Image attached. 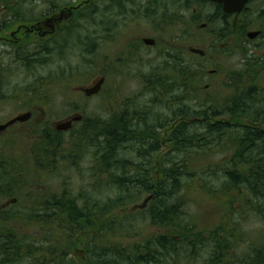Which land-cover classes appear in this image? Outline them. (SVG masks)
<instances>
[{
	"label": "rangeland",
	"instance_id": "obj_1",
	"mask_svg": "<svg viewBox=\"0 0 264 264\" xmlns=\"http://www.w3.org/2000/svg\"><path fill=\"white\" fill-rule=\"evenodd\" d=\"M43 1L45 0H13L7 9L1 1L0 17L4 18L13 14L30 18L41 14L45 10L42 7L44 4L54 3L61 7L76 4L75 0H47L39 5ZM84 1L82 9H78L75 17L70 18L68 22L64 21L55 39L52 40L54 43L47 41L48 49L44 54L38 53L36 44L29 49V52L25 49L26 51L22 53V50L15 49V46L0 42V124L22 110L32 111L28 121L22 125H13L5 132L9 134L8 141L4 140L7 139L5 136H0V148L5 149L2 142L9 144L13 141L14 148L9 150L11 147H6L7 151L19 160L23 150H25V158L28 156L25 169L21 167L15 169V173H12L15 175L13 181L10 177L6 183H2L7 186L10 196L16 198V205L9 206L12 210H0V243L13 240H25L29 243L32 238L48 239L63 245L59 229L55 230L54 236L47 237L48 227L40 226V221H36L35 216L30 215L35 207L44 206L43 186L45 185L60 193L68 191L71 196L88 193L97 200L107 197L104 201L116 194L105 186H99L96 190L94 186H90L91 180L95 176L96 179L100 176L97 175V167L90 159L89 153L92 148H86V141L80 137V126L59 137L56 149H59L63 158L57 157V165L52 172L48 168L46 171H40L39 164L34 159L33 144H45L46 140L42 132L45 129L53 130L56 122L61 123L67 120L68 117L65 116L73 112V109L81 110L87 117L99 122L108 115L114 117L124 113L128 114L127 119L132 118L131 115L138 116L137 119L152 127L157 123L156 121H160V127L154 128L153 132L147 130L145 133H152L160 144L151 162L154 163V160H158L161 155L163 157L160 162H162L165 158L164 153L173 146L169 138L176 121L182 120L191 124L189 129L204 133L205 127L213 123L216 118L212 116V111L224 110L226 104L230 103L238 92H243L245 84H248V81H245L246 83L240 81L242 76L240 70H244L247 60L253 58L256 61L262 58L264 63V36H259L252 43H244L247 48L245 57V54L233 53L226 49L233 46L234 40L237 44L243 43V36L238 37L239 35L232 34L223 41H216L217 35H214V31L210 32L207 27L199 28V25L207 22L208 16L214 12V5L212 6L210 2L206 6L201 2L202 0L200 2L199 0H138L141 1L143 10L156 13L157 31L154 34L156 46L152 54L145 52L134 54L130 50L124 52L125 47L122 45L129 36L128 31L131 26L128 23L129 17L120 15L117 11L114 12L115 9L106 0H90L87 6ZM125 10H127V4ZM262 11H264V0H254L244 14L233 16L229 22L234 29L239 18L245 15L252 21L251 25L245 29L248 32L258 28L257 26L264 22V16L259 17ZM140 21V28L145 30L148 20L142 15ZM262 25L264 26V23ZM213 26H221V22H216ZM213 26L209 28L214 30ZM190 46L204 49L205 57L198 59L197 56L190 54L188 51ZM151 55H155L152 60ZM109 63L113 65L110 67V74L100 95L83 101L82 94L75 92L74 89L97 81L96 76L101 74L104 65ZM199 67L203 68L201 74L195 70ZM184 68L191 69L189 72L193 76L191 80L186 78L192 81V85L187 84L189 90L181 81L180 72ZM209 69L218 71L208 74ZM237 72L240 74L236 75ZM258 76L259 85L264 88V71ZM165 80L171 83L167 93L161 88V83ZM206 84L207 87L204 88ZM202 111L206 112L208 121L204 125H197V122L203 118ZM181 113L182 115L179 116ZM229 118L227 114L217 116L218 120L227 121ZM244 120L245 118H242L241 121ZM141 124L144 123L139 124L140 129ZM230 126L233 127V132L237 133L242 125L235 126L231 121ZM127 139V148L132 147L123 152L122 158H134L132 150L136 147L133 145L135 142L130 138ZM231 143L235 141L233 139L230 141L229 138L225 140L227 149L223 152L217 150L219 149L217 147H213L207 154L194 153L196 152L194 149L184 152L175 151L172 159L181 160L188 154L194 171L191 170L192 175H187L190 167L182 171L181 189L173 201L180 198L186 218L195 222L196 229L203 230L205 236L213 232L219 224H225L227 229L233 228L236 236L232 237V240L236 244V254L240 260L241 255L249 251V246L260 242V238L263 237L264 218L255 213L254 209L251 210L254 206L252 203L258 200L250 198L246 189L241 191V189L222 188L225 187L222 182L223 173L218 168L221 165L224 166L233 154L235 147ZM78 145L83 153L73 157L71 160L73 164H69L64 158L67 156L70 159L69 154L75 153ZM193 154L196 155L192 157ZM12 163L14 164V161ZM20 172L28 174L29 178L21 180L18 177L22 174ZM38 173L48 175L42 180V184L34 182ZM103 179L108 180L106 176ZM207 187L210 188L209 191ZM149 197L148 193H142L127 207L122 204L97 217L94 222L95 228L91 229L93 233L89 231L90 236L93 235L92 242L96 237V240L101 239L102 237L98 235L114 223H120L121 230L110 232L108 229L106 237L109 238H102V241H98L99 244L105 241V244L118 243L120 246H129L144 237L163 232V227L153 225L147 217L143 216L145 213L142 217L139 214L140 221L129 219L128 212L132 210L137 212L141 207H145L149 203ZM7 200L9 199L2 201L0 199V205ZM67 200L64 198L59 201L63 204ZM262 205L263 202H259L261 210H264ZM220 235L222 233L219 237ZM7 237L9 240L6 239ZM88 239L85 232L77 234L73 242L70 241L72 245H78L71 252L76 263L89 264L92 260L85 257L86 246L92 243L86 241ZM262 243L264 245V240ZM46 248L48 247L33 248V250L42 251ZM204 255L207 256V252H204ZM239 260L234 264L244 262V259L241 262ZM187 262L184 258L183 263ZM188 264H202V262L192 260Z\"/></svg>",
	"mask_w": 264,
	"mask_h": 264
},
{
	"label": "trees",
	"instance_id": "obj_2",
	"mask_svg": "<svg viewBox=\"0 0 264 264\" xmlns=\"http://www.w3.org/2000/svg\"><path fill=\"white\" fill-rule=\"evenodd\" d=\"M1 1L4 2L5 0ZM208 2L210 1L202 0V3L206 6L209 5ZM213 7L214 12L208 16V21L205 24L210 32L214 31V35H217L216 41H223L228 35H232V23L226 19L227 14L221 11L219 4H215ZM245 7L249 9L248 4ZM262 15L264 16V11L261 12L259 17ZM216 22H221V26L214 27L213 24ZM251 23V19L248 20V17L244 15L239 18L234 28L236 34L239 35L238 37L243 36V41L246 39L245 29ZM211 25L214 30L209 28ZM260 36H264V30ZM226 49L233 53L238 52L241 55L247 52L244 43L237 44L236 40L233 41V46ZM185 68L180 72L181 81L186 84L189 90L187 84L192 85V81L189 80L193 76L189 72L191 69ZM195 70L200 74L203 72L201 67ZM263 71L264 63H262V60L256 59L255 61L253 58L247 60L244 70H240L242 72L240 81L242 83L248 81V84H245L243 92H238L230 103L226 104L224 110L212 111V116L216 118H214L213 123L205 127L204 133L189 129L191 126L189 123L182 120L176 121L169 138V142L173 146H168L167 150L169 151L164 153L165 158L162 162H160L162 155L158 160H154V163L151 162L153 155L157 154L160 144L157 143V139L153 137L152 133H145L149 125L137 119L138 116L133 117L131 115L133 119L131 117L127 119L128 115L125 113L114 116L113 121L107 127L106 125L102 127V122L89 119L79 129H81L80 137L86 141L85 147L92 148L91 153H89L90 159L97 167V175L100 176L97 179L95 176L91 180L90 186H94V190L99 186H105L108 190H113V193L116 192V194L104 201L107 197L97 200L88 193L71 196L68 191H66L67 193H60L52 187L43 186L45 204L41 206L42 208L40 206L35 207L30 215L35 216L36 221H40V226L48 227L47 237L54 236L55 230L59 229L63 245H58L48 239L36 240L32 238L29 243L25 240L0 243V264H79L71 256L75 246H78L71 243L74 237L77 234L86 232L89 238L86 241L92 242L93 235L90 236L89 231L93 233L91 229L95 228L94 222L97 217L119 205L124 204L127 207L142 193L149 194V203L138 209L137 212H133L134 210L128 212L130 213L129 219L140 221L139 214L142 217L145 213L143 216L147 217L153 225L163 227V232L144 237L129 246H120L118 243L105 244V241L99 244L98 241H102V238H109L106 237L108 229L110 232L121 230L120 223H114L107 230L103 229L104 232L98 235L102 237L101 239L96 240V237L91 244L89 243L90 245L86 246L85 257L88 260L92 259L89 264H188L192 260H200L202 264L237 263L239 259L236 254V244L232 240V237L236 236L232 230L233 228L227 229L225 224H219L213 232L211 231L205 236L203 230L198 231L196 229L195 222L186 218L180 198L173 201V198L181 189L182 171L190 167L187 175H192L191 170H194L191 168L192 160L188 157V154L183 159H178L179 161L173 160L172 155L175 151L184 152L189 149H194L196 151L194 153L207 154L213 147H217L219 148L217 150L223 152L227 149L225 140L229 138L232 141L233 139L235 141V143H231L235 147L233 154L224 166L221 165L218 168L223 173L222 182L225 187L222 188L241 189V191L246 189L250 198L258 200L254 203L251 202L254 205L251 210L254 209L255 213L264 218V210H261L259 206V202H263L264 205V88L259 85L258 76ZM239 74V72L236 73V75ZM170 86L169 81L165 80L161 83V88L164 89L165 93L168 92ZM202 113L203 118L197 122V125H204L208 121L206 112L202 111ZM219 114H227L230 118L227 121L218 120L217 116ZM181 115L182 113L179 116ZM242 118H245V120L241 121ZM141 119L143 118L141 117ZM231 121L235 126L242 125L239 132H233V127L230 126ZM141 122L144 124H141L142 128L140 129L139 124ZM156 122L153 125L152 132L154 128L161 126L160 121ZM105 127L107 131H103ZM62 134V132L54 129H45L42 132V136L46 140L45 144H33L34 159L38 162L40 171H46L48 168L52 172V169L57 165V157L63 158V155L58 151L59 149H56L60 140L59 137ZM127 138L135 142L133 145L136 147L132 150L134 158H122L124 156L122 155L123 152L125 153L132 147L127 148ZM12 142L6 143V146H14ZM77 148L75 153L69 154L70 159L67 156L64 158L68 160L69 164H73L71 161L73 157L80 156L83 153L79 145ZM197 148L199 149L196 150ZM195 155L193 154L192 157ZM15 162L14 164L0 163V197L10 196V192H7V186L2 185V183L7 182L8 175L12 176L15 169L25 168V165L21 166L20 163ZM212 172L218 173L217 171ZM43 175L45 174L38 173L34 178V182L42 184L43 181L39 178ZM104 176L108 180L103 179ZM206 189L210 190L208 187ZM64 198L68 200L62 204L59 200ZM263 205L262 207H264ZM220 233L222 235L219 237ZM6 239L9 240L8 237ZM263 240L264 235L260 238V242L249 246V251L242 254L239 261L241 262L244 259L242 264H264ZM46 246L50 249L46 248L42 251L34 249L36 252L33 250V248ZM204 252H207V256L204 255ZM184 258L188 261L187 263H183Z\"/></svg>",
	"mask_w": 264,
	"mask_h": 264
},
{
	"label": "flooded vegetation",
	"instance_id": "obj_3",
	"mask_svg": "<svg viewBox=\"0 0 264 264\" xmlns=\"http://www.w3.org/2000/svg\"><path fill=\"white\" fill-rule=\"evenodd\" d=\"M47 0L43 1L41 4L42 5L46 2ZM84 0H75L76 4H70L69 6H60V5H56L54 3H51L49 5H43L42 7H44L45 10H43V12L37 16H31L30 18H22L20 16H16L13 14H9L7 16H5L3 18L0 17V42L6 44V45H10V46H15L14 48L17 50H22L21 52H25L27 50V52H29V49H32L34 47V45H37V51L39 54H44L46 52V50L48 49L47 47V41H51L52 43H54L52 40L55 39L57 32L61 29L62 24L65 22H68L70 20V18H74L76 12H78V9H82V5ZM110 3L111 6H113V8L115 9L114 12H119L120 15L123 16H127L129 17V25L130 26V30L128 31V39L124 40L122 42V45L125 47V51H132L134 54H141L142 52L145 53H149L152 54L153 49H155L156 46V40H155V36L154 34L157 31V17H156V13L154 11H147V10H143V6L141 5V1L138 0H106ZM210 1V0H209ZM1 2V1H0ZM13 0H6L4 1L5 4V9L9 8V6H11ZM86 3L85 6L89 5L90 0H85L84 1ZM200 2V0H199ZM202 2V1H201ZM3 3V1H2ZM210 3H212L213 5L218 4V3H213L210 1ZM127 4V10H125V6ZM246 7L244 9H242V11L240 13H230L227 14L226 19L230 20V18H232L233 16H240L242 14L245 13L246 11ZM8 12V10H7ZM114 12H112L113 15ZM144 16L146 20H148V25L147 28H145V30H142L140 28L141 25V16ZM146 23V24H147ZM133 27V28H132ZM206 27V24L203 23L202 25H199L200 29H204ZM254 31H258V34L254 37V38H249L248 37V33L249 32H254ZM233 35H236V32L233 29L232 32ZM262 34V31L259 28H254L248 32H245V37L246 39L243 41V43H252V41L256 38H258L260 35ZM148 40H153V44H148L146 43ZM26 49V50H25ZM131 53V52H128ZM128 55V54H127ZM155 55H151L150 59H154ZM262 58H258V60H261ZM113 64H105L103 67V70H101V74H98V76H96V78L98 77L99 81L100 79H102V83L100 85V88L98 90L97 93L95 94H91V95H86L84 92V89L87 87L92 86L94 83H96L97 81H94L91 85H87V86H78L75 90V92L81 93L82 97L81 99L84 101L85 99H90V98H94L100 95V93L103 90V86L106 83L107 79H108V74H110V67ZM116 66V65H115ZM218 70L217 69H209L208 70V74H213L214 72L216 73ZM207 87V84L204 86V88ZM79 98V97H78ZM26 111H30V110H26ZM73 112L69 113L67 116L68 119H71L72 117H76L78 115L81 116V118L77 121H73L72 120V124H71V128L68 131H58V132H62V133H67L70 132L74 129H77L76 126H83L86 124V122H88L89 117H87V115L82 112L81 110H72ZM25 111H20L18 112L16 115L12 116L15 117L17 115H20L22 113H24ZM32 113V111H31ZM65 120V121H67ZM97 121V120H96ZM113 121V117L111 116H106L102 118V127L103 125H106V127ZM99 122V121H97ZM25 122H15L12 125L6 127L5 129L0 131V136H5L4 139L5 141H8L10 138L9 134L5 133L8 131V129L10 127L17 126V125H22ZM105 127V129L103 128V131H107V128ZM151 128H153L151 125H149L146 129L147 130H152ZM150 133V132H149ZM6 134V135H3ZM26 137H27V133L25 132ZM4 138V137H3ZM2 145L6 146V142H2ZM15 146V145H14ZM14 146H12L9 150H11L12 148H14ZM7 147V146H6ZM6 147L0 148V163L1 164H10L13 161L20 163L22 166L25 165V163H27L28 161V156L25 158V150L21 151V160L16 159L15 157H13V154L9 151H7ZM15 162V163H16ZM13 164V163H12ZM25 169V168H23ZM9 177H7V181L9 180V178L11 177V180L13 181V177H15V175H8ZM18 177L21 178V180H26L29 178V175L26 173H22L19 174ZM48 177V175H43L41 178V180H44ZM1 201L4 199H9L7 201H5L4 203H2L0 205V210H11L12 208L9 206H13L16 205V198H13L12 196H2L0 197ZM12 200H15L14 202H12ZM9 207V208H8ZM8 208V209H7Z\"/></svg>",
	"mask_w": 264,
	"mask_h": 264
},
{
	"label": "water",
	"instance_id": "obj_4",
	"mask_svg": "<svg viewBox=\"0 0 264 264\" xmlns=\"http://www.w3.org/2000/svg\"><path fill=\"white\" fill-rule=\"evenodd\" d=\"M213 3H219L221 5V9L224 13L230 14V13H240L245 5V3L248 0H210ZM258 34L257 31L254 32H249L247 35L249 38H254L256 35ZM146 43L148 44H153V40H148ZM191 52L194 53H198L200 55H203L204 52L201 49H197V48H190ZM102 83V79H100L99 81H97L93 86L85 88L84 92L86 95H91V94H95L98 92L100 85ZM31 117V112H24L20 115L15 116L14 118L8 120L7 122L0 124V131L5 129L6 127L12 125L15 122H24L27 121L29 118ZM81 118L80 115L76 116V117H72L71 119H68L67 121H63L61 123L56 122L55 124V128L57 130H68L71 128V124H72V120L73 121H78ZM15 200H12V202H14ZM146 203V201L144 202V204ZM143 204V205H144ZM144 207V206H143Z\"/></svg>",
	"mask_w": 264,
	"mask_h": 264
},
{
	"label": "bare ground",
	"instance_id": "obj_5",
	"mask_svg": "<svg viewBox=\"0 0 264 264\" xmlns=\"http://www.w3.org/2000/svg\"><path fill=\"white\" fill-rule=\"evenodd\" d=\"M253 1H254V0H248V1L245 3L244 7L248 4V8H249L250 4H251ZM244 7H243V9H244ZM252 20H253V19H252ZM262 23H264V22H262ZM262 23H260V24L257 26L261 31L264 30V26L262 25ZM257 32H258V31H257ZM245 36H246V35H245ZM190 48H197V49H201V48H199V47H191V46H190V47H188V51L190 52V54L197 56L198 59H200V58H204V57H205V53H206V51H205L204 49H201V50H203L204 54H203V55H200V54H198V53L191 52V51H190ZM127 115H128V114H127Z\"/></svg>",
	"mask_w": 264,
	"mask_h": 264
}]
</instances>
